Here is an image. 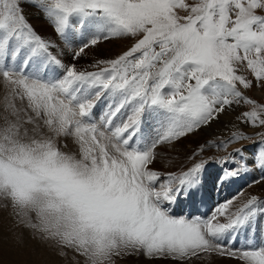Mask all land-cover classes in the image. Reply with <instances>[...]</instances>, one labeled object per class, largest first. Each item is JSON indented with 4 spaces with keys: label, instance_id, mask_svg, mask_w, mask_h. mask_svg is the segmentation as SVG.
I'll use <instances>...</instances> for the list:
<instances>
[{
    "label": "snow or ice",
    "instance_id": "1",
    "mask_svg": "<svg viewBox=\"0 0 264 264\" xmlns=\"http://www.w3.org/2000/svg\"><path fill=\"white\" fill-rule=\"evenodd\" d=\"M26 7L51 35L30 23ZM121 38L132 41L126 50L78 67L89 50ZM0 87V200L17 227L85 264L137 253L264 264V245L224 247L264 231L261 197L237 206L241 190L207 213L173 210L207 204L249 163L264 170V131L253 134L251 160L244 147L227 152L252 139L234 124L179 171L151 167L158 149L177 151L241 103L253 109L239 124L264 129V105L244 95L264 89V0H0ZM61 138L77 151L62 150ZM213 146L226 156L201 158ZM213 164L225 165L221 174L210 173Z\"/></svg>",
    "mask_w": 264,
    "mask_h": 264
},
{
    "label": "bare ground",
    "instance_id": "2",
    "mask_svg": "<svg viewBox=\"0 0 264 264\" xmlns=\"http://www.w3.org/2000/svg\"><path fill=\"white\" fill-rule=\"evenodd\" d=\"M25 14L29 18L30 23H32L33 26L37 28V30L41 31L42 33L46 35H51V29L45 24L43 20L37 19V14L34 9H30L26 7ZM129 41H130L129 39L121 38V39H113L109 43H102L101 45H99L98 48L89 50L87 55L79 61L78 67H87L88 64L94 58L98 56H113L114 54L123 51L125 49L124 45L127 44ZM3 94H4V89L0 87V97H2ZM101 104H100V107H101ZM243 106H244L243 103H241L238 106H235L234 110H229L226 114L222 115L220 117L219 122L213 123L210 127L203 129L202 131L196 133L195 135H190L187 138L183 139L180 142V144L177 146V151L175 152L169 151L165 153L163 149H158V152L160 153V155L158 156L156 162L153 165H151V167H153L154 169L160 170L162 173H167L170 171H179L182 167L190 163V161L187 160L186 157H188L193 151L197 150L201 144H204L206 141H215L219 143V142L227 140L230 135V132L233 130L234 124L240 131H243L247 134L249 132L252 133V132H256L260 130V129L253 128L251 126L239 124V122L236 120V117L243 113V108H244ZM239 143H233V144L228 145L227 152H232L234 148L239 147ZM65 144H67L66 148L64 147ZM255 145L257 144H254L251 147L249 146L250 150H247L248 148L244 147L246 149L245 157L249 160H251V158L253 157L252 155L253 149L256 152L259 151V148ZM59 146L64 151H73V152L77 151L76 146L72 143L71 139L65 140L61 138V140L59 141ZM212 152H215L214 154L216 155L217 159L223 158L226 156V152L223 148H217L213 146L207 149L204 153H202L201 158L213 157ZM209 153L211 154L203 156V154H209ZM222 167H225V165L215 164L214 167L212 165L210 168L211 169L210 173L213 176L221 174ZM250 167L251 166L249 163L248 169L246 172H242L241 175L234 177L231 182L227 183L222 188L218 187L217 189L212 190L209 202L206 204L207 209L205 213L209 212L211 207H213L215 204L235 195L238 192L237 189L242 188L246 180L251 179L253 181L255 178L260 177V175L258 176L257 168L253 167V170H251ZM258 170H260V172H264V170L260 168ZM249 195H259V196H262L261 197L262 199H264L263 198L264 197V181H261V183H256V185H253L251 187L247 185V188H244V195L239 197L237 206H239V203H242L244 200H246ZM173 208L176 214L181 213V212L182 214H184L186 205L185 204L174 205ZM192 212H193L192 214H197V215L202 213V212H199L196 209V207L193 208ZM246 244L264 245V231H259L255 237L248 239V240H246L243 235H241L237 239L228 240L224 244V247L232 249V250H239L241 248H244ZM200 255L199 257L194 258L191 261L192 263H189V264H244V262L238 258L233 259L229 257L218 256L217 254H212L213 257H212V260H210L208 258L209 257L208 254L201 253ZM56 258L59 260L58 257ZM141 258L143 260L141 259L142 261L139 262L140 264H144L147 260L150 261L149 259H154V258L147 257L145 255H142ZM71 262H74V261H71ZM80 263L81 261L74 262V264H80ZM65 264H68V263L66 262ZM146 264H152V262L150 263L147 262ZM157 264H164V263L160 262ZM185 264H188V262Z\"/></svg>",
    "mask_w": 264,
    "mask_h": 264
},
{
    "label": "rangeland",
    "instance_id": "3",
    "mask_svg": "<svg viewBox=\"0 0 264 264\" xmlns=\"http://www.w3.org/2000/svg\"><path fill=\"white\" fill-rule=\"evenodd\" d=\"M187 3H193L194 0H186ZM177 13L181 16L186 15L185 11L182 9H177ZM132 41L130 40L127 44H125V49L131 45ZM122 52V51H121ZM120 53V52H118ZM116 53V54H118ZM114 54L113 56H115ZM245 75H249V78H251L250 73L248 72H243ZM244 95L248 97L251 100H254L256 104L258 105H264V89L260 88H253L251 90H245ZM101 107L96 109V112L99 113L100 110L103 108V102H101ZM244 104V103H243ZM243 112L244 111H252L253 105L251 104H244L243 106ZM261 131H264V129H260ZM255 132H249V135H252L251 140H243L239 143V147H247V150H250L249 146L251 147L254 144L259 143V138L253 135ZM256 149V148H255ZM252 155L256 152L252 151ZM213 153V157L216 158V155ZM209 154H203L205 155H210ZM246 156V155H245ZM238 159V157H237ZM215 164H213V167ZM250 169L253 170V166L250 163ZM257 168V173L258 176L264 177V172H260ZM211 169H209L210 171ZM260 177L255 178L253 181L251 179H248L245 181L243 184L242 188H238V191H243L244 188H247V185L249 187L256 185L257 180H261ZM240 189V190H239ZM259 196V195H257ZM262 197V196H259ZM264 198V197H263ZM5 201L0 200V264H65L66 262L68 264H74L75 261H81L80 264H85V260L82 256H79L78 254L74 253L71 250H61L58 249L52 242H46L42 241L40 239H37L31 231L28 229H25L23 227H17L14 224L13 219L9 215V212L4 209ZM212 208V207H211ZM177 216H181L177 215ZM52 246V247H51ZM47 249V250H46ZM65 251L67 254L65 255ZM203 254H208L209 259L212 260L213 255L212 254H217L218 256H224V257H229L233 258L227 255H220L218 253H203ZM143 254H133V255H124L122 258H115V264H140L143 259L141 258ZM201 256V255H200ZM58 257L59 260L56 258ZM140 257V258H138ZM199 257V256H198ZM82 260H81V259ZM151 258V257H150ZM197 258V257H194ZM191 258L190 260L186 262H180L174 259L170 258H154V259H149L150 261H146L144 264L147 262H152V264H157V263H164V264H185L188 262L192 263L191 261L194 259ZM57 259V260H56ZM142 259V260H141ZM237 259V258H233ZM58 261V262H56ZM74 261V262H71ZM84 261V262H82ZM136 262V263H134Z\"/></svg>",
    "mask_w": 264,
    "mask_h": 264
}]
</instances>
